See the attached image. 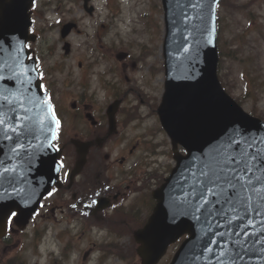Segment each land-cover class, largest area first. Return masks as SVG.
Here are the masks:
<instances>
[{
    "label": "water",
    "instance_id": "obj_1",
    "mask_svg": "<svg viewBox=\"0 0 264 264\" xmlns=\"http://www.w3.org/2000/svg\"><path fill=\"white\" fill-rule=\"evenodd\" d=\"M163 2L167 24L164 46L167 82L159 114L172 137L177 165L154 192L158 204L145 228L137 234L143 242L139 253L143 264H155L171 242L188 232L190 236L182 243L171 264H216L214 257L200 251V225L189 217L172 219V200L182 195L179 185L190 156L209 151L233 126L246 129L258 138L264 136V121L247 113L219 81L216 43L219 0ZM193 3L203 7L193 10L190 7ZM29 25L26 5L12 9L8 5L4 7L0 0V119L5 121L0 125V187L6 184L5 181H16L14 195L35 196L31 206L24 201L25 206H30L27 211L32 212L56 179L57 165L55 155L40 152L43 141L35 144V131L48 134L47 143L51 144L55 124L48 115L45 116L50 112L43 101L45 93L41 90L34 60H27ZM178 143L187 150L186 155L178 151ZM4 219L0 215V222ZM259 228L257 219L248 231L258 232ZM241 239L247 240L253 251L245 252L244 259L237 264L252 260L253 264H264V253L259 251L261 245L253 243L256 237ZM194 256L202 259L194 262Z\"/></svg>",
    "mask_w": 264,
    "mask_h": 264
},
{
    "label": "rangeland",
    "instance_id": "obj_2",
    "mask_svg": "<svg viewBox=\"0 0 264 264\" xmlns=\"http://www.w3.org/2000/svg\"><path fill=\"white\" fill-rule=\"evenodd\" d=\"M69 1L72 3L70 8L69 3L64 0L61 2L62 6L59 11L58 7L51 4L52 2L39 1L36 18H38L39 28H43L41 30L42 40L39 43L44 42L47 49L45 64L49 65L50 61L48 60L52 58L59 67L70 65L76 73H79L81 69L82 72L87 71L91 80H96L98 90L100 86L106 89L113 88V90L119 88L120 95L125 98L124 105L128 108L137 107V110L140 109L137 99L130 101L128 98L132 91L137 93L136 81L140 78L149 77V81L152 78L155 87H158V91L155 92L150 86L147 92H151L152 97L162 96L165 82L163 54L165 30L162 22L164 15L161 12V0H119V2L116 0H94V4L97 6L93 15H89L84 10L82 0ZM107 5L110 6L107 7ZM144 12L147 30L151 35L143 30L144 21L142 17ZM218 15L221 19V43L230 53L228 55L225 51L223 68L220 71L224 85L235 98H240L244 102L243 106L247 111L255 112V114L264 117V0H225L218 8ZM60 16L64 21L71 17L75 18L74 20L79 25L78 29L80 28L82 32H79L80 34L72 33L66 39L62 38L60 32L62 23L59 26L56 22ZM103 24L106 26L103 27ZM150 36L152 37L150 53H147L148 50L146 52L140 51V45H148ZM69 39L72 42V48L69 54H65L64 41ZM114 43L115 48L111 46ZM108 48L112 49L107 50ZM122 52H127L130 57L119 60L117 55ZM105 54L107 55L105 56ZM141 56L144 57L145 62L138 63L137 67L144 68V70L139 71L137 79H135L132 76L133 69H135L132 65L137 59H143ZM103 59L107 61L108 65L104 66L100 72L98 64ZM124 64L129 66L124 67ZM109 67L115 68L120 77L115 72L109 71ZM106 70L108 72L104 73ZM152 71L157 75L153 74ZM78 79L81 77L79 76ZM97 79H101L102 82L99 83ZM90 87L93 88L92 85ZM102 94L110 99L109 92L102 91ZM152 97L145 98L144 96L145 105L151 109L154 108L151 106V102L156 101ZM89 110L91 111V109ZM156 125L157 120L153 115L143 127H151L152 129ZM147 132L148 129L144 131L143 135H146ZM68 133L69 130L67 129L65 138L68 137ZM128 133L129 136L131 134L134 136L136 131L134 129L128 130ZM145 135L142 140L147 141ZM154 138L155 136L152 141L155 140ZM162 139L165 141L164 148L167 151V156L161 158V165L163 166L167 162L173 164L168 135L165 132L157 133L156 140L159 142ZM145 141L142 143L130 141L139 147L135 153L136 156H143L148 152L147 149L151 147V142L146 145ZM118 151L119 147L117 146L115 152L118 154ZM105 157L109 158L110 156L105 154ZM55 204L58 202L55 201ZM142 212L144 217L146 211L143 210ZM43 213H50V205L43 209L41 214ZM66 213L68 214V211ZM45 219L51 218L47 216ZM41 222L43 223L42 219ZM46 225H50V222L47 221ZM54 233V230L50 228L49 240L54 238ZM101 234H104L106 238L107 233L105 231ZM89 235L88 232V237H90ZM80 242L82 248L87 244L84 237L80 239ZM47 251L46 245L44 252ZM99 254V252L96 253L97 256ZM47 260L48 257L37 259L35 256V262L39 264H47ZM64 264L70 263L67 261ZM102 264H128V262L112 257L109 260L106 259ZM130 264H141V259L135 258L131 260ZM159 264L164 263L160 262Z\"/></svg>",
    "mask_w": 264,
    "mask_h": 264
},
{
    "label": "flooded vegetation",
    "instance_id": "obj_3",
    "mask_svg": "<svg viewBox=\"0 0 264 264\" xmlns=\"http://www.w3.org/2000/svg\"><path fill=\"white\" fill-rule=\"evenodd\" d=\"M37 9L34 1L32 5L33 18H35ZM37 26L38 23L33 20L32 30L34 33L41 34L40 30L43 29ZM76 31L77 29L73 33L77 34ZM37 46L35 53L40 57L42 80L49 95L62 97L67 93L68 88L72 89L69 91V96L74 100L70 104L72 108H67V105L57 102V109L59 113L63 114V119H67V129L69 130V139H66L62 144L67 154H64L66 156L65 163L67 160L71 164L74 153L77 155V149L72 151L67 148L75 138L82 141H94V144L89 148L87 161L80 173L76 178L71 179L72 171H70L66 179L67 183L63 185L65 189L63 192H56L58 198L63 195L65 199L60 198L61 201L57 206L62 213L68 211L69 215L67 214V216L71 218L72 226L83 222L82 213L87 221L99 225L104 218L109 221L111 212L117 216L126 211H135L136 208L139 210L148 209L151 206V185L153 182H157L156 176L151 177L148 171L155 162H151L147 155L136 156L134 144L128 142V130L134 129L130 124L131 116L127 113L128 109L126 107L119 108L117 128L114 132H110L107 109L104 110L106 107L98 99L96 92H92L93 95L86 90L81 92L80 85L75 80L73 67L70 65L65 67L62 74L64 79L61 80L58 77L60 68L52 58L48 60L50 61L49 66L42 64V61L46 59L47 50L44 42L37 43ZM83 84L86 88L87 84ZM62 136L65 137V131ZM117 146L119 147L118 154L115 152ZM105 154H109L110 157L106 158ZM75 161L76 158L74 163ZM68 169L66 165V173H68ZM155 186L157 185L155 184ZM103 196H109L110 207L95 211L96 200ZM52 204L56 206L55 202ZM54 211L55 208H52V212ZM108 216L110 217L108 218ZM72 241L64 240L65 243H62L58 240L62 244V248L60 247L58 251L64 253V249L69 245L67 243ZM37 245L38 249L35 250V213L26 229H20L14 220L7 223V230L0 237V264H35V254L42 255L41 244ZM77 251L79 252V248ZM55 254V250L51 254H47L49 264L58 263Z\"/></svg>",
    "mask_w": 264,
    "mask_h": 264
},
{
    "label": "snow or ice",
    "instance_id": "obj_4",
    "mask_svg": "<svg viewBox=\"0 0 264 264\" xmlns=\"http://www.w3.org/2000/svg\"><path fill=\"white\" fill-rule=\"evenodd\" d=\"M52 117L58 125L54 112ZM4 123L0 119V125ZM184 169L179 185L182 195L172 200V219L189 217L200 225V251L214 257L216 264H237L245 252L253 251L241 237L255 236L253 243L260 244L259 251L264 253V136L258 138L233 126L209 151L190 156ZM0 215L11 223L19 213L0 198ZM257 219L259 231L250 233ZM201 259L192 257L194 262Z\"/></svg>",
    "mask_w": 264,
    "mask_h": 264
},
{
    "label": "trees",
    "instance_id": "obj_5",
    "mask_svg": "<svg viewBox=\"0 0 264 264\" xmlns=\"http://www.w3.org/2000/svg\"><path fill=\"white\" fill-rule=\"evenodd\" d=\"M225 49V48H224ZM225 51L227 52L228 55H230L229 51H227V49L223 50L222 53L224 54Z\"/></svg>",
    "mask_w": 264,
    "mask_h": 264
},
{
    "label": "bare ground",
    "instance_id": "obj_6",
    "mask_svg": "<svg viewBox=\"0 0 264 264\" xmlns=\"http://www.w3.org/2000/svg\"><path fill=\"white\" fill-rule=\"evenodd\" d=\"M247 264H253V260H252V261H250V262H248Z\"/></svg>",
    "mask_w": 264,
    "mask_h": 264
}]
</instances>
